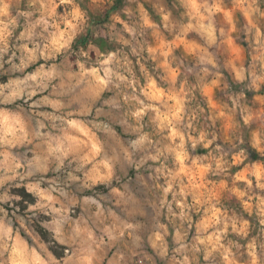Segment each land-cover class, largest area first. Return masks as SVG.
Here are the masks:
<instances>
[{
	"label": "rangeland",
	"instance_id": "1",
	"mask_svg": "<svg viewBox=\"0 0 264 264\" xmlns=\"http://www.w3.org/2000/svg\"><path fill=\"white\" fill-rule=\"evenodd\" d=\"M131 205L126 264H264V0H0V264H110Z\"/></svg>",
	"mask_w": 264,
	"mask_h": 264
},
{
	"label": "crops",
	"instance_id": "2",
	"mask_svg": "<svg viewBox=\"0 0 264 264\" xmlns=\"http://www.w3.org/2000/svg\"><path fill=\"white\" fill-rule=\"evenodd\" d=\"M131 209V215L127 216L124 226L117 232L121 240L120 244L118 247H115L117 245L115 242V244L110 247L112 250L109 257L110 264H126L128 258H131L132 254L140 247L141 232L134 229L135 226L133 222L138 217L134 216L132 205Z\"/></svg>",
	"mask_w": 264,
	"mask_h": 264
},
{
	"label": "trees",
	"instance_id": "3",
	"mask_svg": "<svg viewBox=\"0 0 264 264\" xmlns=\"http://www.w3.org/2000/svg\"><path fill=\"white\" fill-rule=\"evenodd\" d=\"M90 40L89 35H82L79 37L78 42H81L80 44L86 45L88 41Z\"/></svg>",
	"mask_w": 264,
	"mask_h": 264
}]
</instances>
